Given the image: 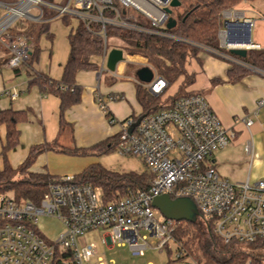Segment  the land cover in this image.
<instances>
[{
    "label": "built area",
    "instance_id": "1",
    "mask_svg": "<svg viewBox=\"0 0 264 264\" xmlns=\"http://www.w3.org/2000/svg\"><path fill=\"white\" fill-rule=\"evenodd\" d=\"M171 1L0 0V23L4 22L0 26V40L11 53L8 65L19 67L29 58L32 37L6 31L21 17L41 21L45 13L51 11L56 16L76 17L79 23L83 21L87 26L101 23L105 48L95 70L98 81L95 98L106 112V100L100 87L103 73L107 70L114 78L123 75L117 68L107 69L106 25L176 37L163 29L171 15L166 10ZM241 3L246 4L248 0ZM121 6L133 8L147 23L136 22L134 14L123 17ZM2 7L6 16L1 14ZM33 8L39 13L33 14ZM16 12L19 14L8 21ZM222 19L219 31L222 49L203 48L231 64L238 63L264 75V69L230 52L233 48L247 51L264 48L260 42L252 40L256 18L247 14V8L236 5L224 9ZM149 68L154 73L151 81L143 82L138 76L129 79L153 94L164 93L168 81ZM16 96V92L11 94L13 99ZM118 97L115 93L109 95L111 100ZM257 104L256 110L264 105V99ZM239 121L247 128L253 123L249 116ZM110 123L120 127L116 143L119 152L142 158L154 174L150 186L130 191L119 200L106 201L96 184L68 173L49 177L48 190L39 203L19 200L13 191L0 192V264H56L57 261L61 264H110L98 255L94 243H79L83 235L96 229H104L103 243L109 247L128 246L134 255H143L150 247H166L170 252L175 251L176 259L186 264H201L186 257L188 251L176 237L175 221L156 215L152 202L161 194H169L172 198L190 197L197 205L199 216L211 222L214 233L226 243L248 244L264 239V178L231 181L220 175L212 158L217 150L231 142L235 130L223 125L203 93L195 91L178 96L163 108L131 115L122 121L111 116ZM252 147V141L248 140L246 150L251 152ZM40 215H54L63 222L64 230L56 240H48L39 230Z\"/></svg>",
    "mask_w": 264,
    "mask_h": 264
},
{
    "label": "trees",
    "instance_id": "2",
    "mask_svg": "<svg viewBox=\"0 0 264 264\" xmlns=\"http://www.w3.org/2000/svg\"><path fill=\"white\" fill-rule=\"evenodd\" d=\"M180 1L181 5H184L183 11L176 15L174 13L176 7H174L171 14L177 19L176 25L172 28L163 27L166 32L176 37L128 29L115 24L106 25L108 39L118 38L121 41V48L126 50L127 54H137L146 58L144 65L130 61L127 67L135 66V70L142 66L151 67L166 78L168 87L181 75H184L186 85L195 80L194 73L186 68L189 55L202 62L200 53L203 46L222 49L219 41V31L223 25L222 11L238 5L242 0ZM129 10L130 8L121 6L122 16L125 18L132 16ZM134 16L136 22L147 23L146 18L141 14L137 13V16L136 14ZM48 24V21L29 20L25 27H19L16 22L7 29L6 33L32 37L31 53L24 62L29 76L28 85L29 87L37 85L44 94L59 97V135L51 141L32 145L25 160L14 167L9 161L8 152L20 144L19 125L28 121L29 116L25 109L13 107L0 109V125L6 126L5 141L0 151L3 157V167L0 168V192L13 191L17 199L31 200L35 203H39L47 192L48 180L52 174L32 171L30 167L40 153L62 147L59 138L69 125L65 119V112L79 103L82 98L83 85L77 82V74L81 70H96L98 61L95 58L99 57L105 48L104 38L100 33L101 23L94 22L87 26L81 21L68 35L70 51L62 76L58 79L46 72L37 71L34 63L39 60L41 53L39 38L43 33L49 38L53 37L49 32ZM10 56L11 54L8 55L6 62ZM244 60L257 68L264 69V48L248 50ZM250 71V68L234 63L228 69V80L238 81ZM188 93L191 92L170 96L164 101L163 93L156 95L136 84V97L142 107V113L163 108L178 96ZM105 113L107 116H112L109 110ZM117 138L118 135L114 134L89 148L75 146L71 151L90 150L95 154L106 153L116 148ZM76 175L100 187L106 201L119 200L130 191L147 189L154 178V174L149 169L144 172H118L96 163L90 164ZM174 221L177 226L176 237L201 264H264V239L248 244L226 243L214 233L211 222L201 216H198L196 222ZM56 264L61 262L57 261Z\"/></svg>",
    "mask_w": 264,
    "mask_h": 264
},
{
    "label": "crops",
    "instance_id": "3",
    "mask_svg": "<svg viewBox=\"0 0 264 264\" xmlns=\"http://www.w3.org/2000/svg\"><path fill=\"white\" fill-rule=\"evenodd\" d=\"M244 7L247 8V6ZM54 17L56 15L49 11L41 20L49 22V32H51L53 37H47L51 40L49 44L45 40L42 41V35L40 36L39 44L41 53L39 60L34 63V68L37 71L46 72L52 77L59 79L62 76L63 68L70 51L68 35L79 24V21L75 17L63 16L66 24L61 29V36L58 38L56 34L59 33L60 30L58 31V29H60L61 25L55 19L56 25L55 29H53L52 20ZM66 28L68 29V34L66 35L67 40L64 38ZM10 54L9 49L1 42L0 109L9 107L25 109L29 116L28 121L19 125L21 129L20 144L9 152L12 165L16 167L25 160L32 145L50 141V139H55L59 135L60 99L53 94H44L37 85L29 87L27 70H25V74L22 71L23 69H27V65L23 63L18 69L11 67L6 62ZM125 57V60L118 63L116 67L119 72H123V75L127 69L128 62L132 61L140 65H144L146 62L145 57L137 54H125ZM200 57L202 59L201 53ZM95 59L99 61V57ZM206 59L211 61L209 63L211 65L212 62H215L211 58ZM206 59H202V62ZM214 65L215 67L210 71V80L208 83L203 85L201 89H196L193 92H201L206 96L223 125L235 130V136L227 146L214 153L212 161L220 175L231 181H244L246 179L256 181L263 179L264 105L258 110L256 109L258 100L264 99V75L258 71L251 70L240 80L231 82L228 80V69L232 64L228 61L224 65V68H219L217 62ZM95 74V70L79 71L77 74V82L83 85L81 101L71 106L65 112V119L72 128L73 138L77 147L89 148L107 137L117 134L120 129L118 124L110 123L111 115H106L95 98V88L98 83ZM117 78H112L111 83L113 85L109 83L110 85L104 87L102 86V78L100 87L106 100L107 109L112 113L113 117L118 121H122L131 115L141 113L142 107L137 100L135 88V98L140 106V111H135L131 100L132 96L134 100V93L132 95L130 89L123 83L117 84ZM108 82L109 79H106L105 84ZM15 92L17 96L13 99L11 94ZM111 93L119 95L115 99L117 101L111 100L110 98L107 99V96L109 97ZM121 99L123 101H119ZM244 116H249L253 119L250 128H247L243 122L239 121ZM5 134L6 126L5 124H1L0 151L5 141ZM62 135L59 138L60 141ZM248 140H251L253 144L251 152H248L245 148ZM18 148H21V150ZM47 157L49 158L48 153H40L31 165L30 170L37 172L44 171L52 175H58L50 172L47 169V165L43 164V160ZM2 167L3 164L0 163V168Z\"/></svg>",
    "mask_w": 264,
    "mask_h": 264
},
{
    "label": "rangeland",
    "instance_id": "4",
    "mask_svg": "<svg viewBox=\"0 0 264 264\" xmlns=\"http://www.w3.org/2000/svg\"><path fill=\"white\" fill-rule=\"evenodd\" d=\"M53 1L56 3H60L62 0H53ZM238 5H241L242 7L247 6V13L249 15H252L254 18H256V23L255 26L253 27L254 37L252 40L260 41L264 45V0H249L247 5L242 3H239ZM183 9H184V5L178 6L175 8L174 13L177 15L179 12L183 11ZM5 11H6L5 8L2 7L1 14H4ZM129 12L132 14L134 13L137 16V12L133 8H130ZM32 13L38 14L39 11L33 8ZM6 15L7 12L4 14V16ZM21 18L19 19L17 24L19 27H25L30 19L27 18L21 19ZM55 19L61 25L60 29H58V31L60 30L59 33L56 34V36L59 38L61 36V29L65 27L66 23L63 20V16L58 15L54 17V19L52 20L53 29H55V25H56ZM67 34H68V29L66 30V34H64V38L66 40H67L66 38ZM41 40L42 41L45 40L46 43L48 42L49 44L51 43V40L47 38L45 33L42 34ZM114 47H121V41L118 38L110 37L108 39V48L110 50L111 48ZM124 52L126 54V50H124ZM201 55H202V59L211 58L215 62H212L211 65L209 64L211 61H208L207 59L203 62H200L194 56L189 55L186 61V68L189 72L194 73L195 80L191 84L186 85L185 77L184 75H181L169 85L167 90L163 93L162 100L166 101V99H168L170 96H175L183 92H192L196 89H201L203 85L207 84L208 81L210 80L209 74L211 69L215 67L214 64L217 62L219 68H224V65L226 64V62H228V60L222 58V56H219L215 52H210L205 48L202 49ZM25 70L26 69L22 70L23 73L25 72ZM110 76H111L110 72L107 70L103 73V77H102L103 87L106 85L107 86L110 85L109 83H111L113 78L112 76H111L112 78ZM136 76L137 74H136L135 66H129L124 72V75L116 79V82L117 84L123 83L127 88L130 89L132 95L134 93V100H133V96L131 100L134 105L135 111L139 112L140 106L135 98L136 83L133 79H129L131 77H136ZM106 79H109V82L107 84H105ZM107 99H109L108 96ZM119 101H123V99ZM51 140L53 139H50V141ZM60 142L62 147H56L49 149L48 151H45L46 153H48L49 158L47 157L45 158V160H43L44 161L43 164L47 165V169L50 170V172L56 173L58 175L67 174V173L78 174L82 172L87 166L93 163L94 164L96 163L99 166H103L107 169H111L118 172H127V171L144 172L148 169L147 165L145 164L142 158L136 155L122 154L119 152L117 148H114L113 150L102 154H95L90 150H87L85 152L71 151L76 146V144L73 138L72 128L69 125L66 127L65 131L63 132ZM18 149L21 150V148ZM9 152H8V158H9ZM9 161L12 164L10 158ZM0 163L3 164L2 155L0 156ZM155 213L159 218L164 217L163 214L157 208L155 209ZM37 225L41 233L48 240H56L59 237L60 233L64 230L63 222L61 221V219H59L57 216L54 215H40L38 217ZM103 233H104V229L91 230L79 239V243L81 245L83 243H94L98 248V255H101L106 263L186 264V261L183 262L181 260L176 259L175 251L170 252L169 249L166 247L164 249L150 247L145 250L143 255L132 254V251L128 246L109 247L103 243V236H102ZM186 257H190L198 261V259L189 252L188 255H186Z\"/></svg>",
    "mask_w": 264,
    "mask_h": 264
},
{
    "label": "water",
    "instance_id": "5",
    "mask_svg": "<svg viewBox=\"0 0 264 264\" xmlns=\"http://www.w3.org/2000/svg\"><path fill=\"white\" fill-rule=\"evenodd\" d=\"M171 6L166 10L172 14L173 8L181 5L180 0H172ZM177 19L169 16L166 26L172 28L176 25ZM249 40V38L247 39ZM230 52L240 57H246L248 51L246 49L233 48ZM125 60L122 48L114 47L108 51L106 66L107 69L114 71L121 61ZM136 74L143 82H149L154 76L153 71L148 66H142L137 69ZM153 206L159 209L164 217L173 220H188L196 222L199 216V210L196 203L187 196H179L172 198L169 194H161L153 198Z\"/></svg>",
    "mask_w": 264,
    "mask_h": 264
},
{
    "label": "bare ground",
    "instance_id": "6",
    "mask_svg": "<svg viewBox=\"0 0 264 264\" xmlns=\"http://www.w3.org/2000/svg\"><path fill=\"white\" fill-rule=\"evenodd\" d=\"M17 14H19V12H16L14 15H12V16L8 19V21H10L12 18H14ZM3 23H4V22H3ZM3 23H0V26L3 25Z\"/></svg>",
    "mask_w": 264,
    "mask_h": 264
}]
</instances>
